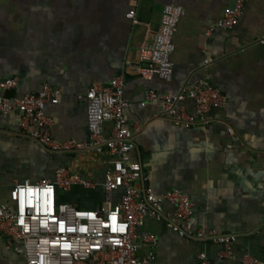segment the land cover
Masks as SVG:
<instances>
[{
    "label": "crops",
    "instance_id": "crops-1",
    "mask_svg": "<svg viewBox=\"0 0 264 264\" xmlns=\"http://www.w3.org/2000/svg\"><path fill=\"white\" fill-rule=\"evenodd\" d=\"M234 2L0 0V80L17 79L4 94L21 97L45 83L59 88L57 103L44 109L51 137L87 143L86 105L76 95L91 83L108 84L123 71L124 116L135 142L129 158L140 162L146 176L134 185L149 186L156 194L181 190L192 202L196 226L235 235L229 257L221 244L179 236L163 219L146 218L141 229L157 237V264H198L201 252L214 264H246L244 255L264 261V43L259 42L264 39V0H247L234 27L206 35ZM168 3L184 9L173 37V75L168 82L146 79L137 72L139 50L152 42ZM131 9L134 21L126 17ZM197 78H206L227 97L209 113L207 124L174 125L162 115L158 99L140 106L149 88L176 93ZM184 106L193 112L191 100ZM19 117L15 111L0 115V203L8 200L16 181L53 178L58 167L96 183L94 188L74 185L60 199L87 208L103 202L109 155L93 147L52 151L19 127ZM111 129L112 123L105 122L103 136ZM122 192H114L112 201ZM165 210L172 207L165 204ZM0 264H25L21 244L2 233Z\"/></svg>",
    "mask_w": 264,
    "mask_h": 264
},
{
    "label": "built area",
    "instance_id": "built-area-1",
    "mask_svg": "<svg viewBox=\"0 0 264 264\" xmlns=\"http://www.w3.org/2000/svg\"><path fill=\"white\" fill-rule=\"evenodd\" d=\"M247 0H235L225 8L223 16L206 30L210 35L217 29L234 27ZM184 14L181 5L168 3L162 8L160 25L152 42L139 50L137 72L143 78L156 76L170 81L173 75L171 55L180 18ZM126 17L134 21L135 10ZM264 43V39L259 40ZM211 59L205 60V63ZM16 77L0 80V115L12 111L19 113V127L27 130L38 143L52 151L95 148L98 153L109 155L101 183L105 198L91 208L80 207L60 199L72 186L94 188L96 183L88 177L71 173L66 167H58L53 178L37 181H16L9 190L8 200L0 203V233L10 241L21 244L25 264H157L155 249L157 237L142 230L146 218L163 219L168 229L179 236L218 243L224 255L232 257L235 235L223 233L214 227H198L193 216L192 202L187 193L174 189L156 194L151 187L137 188L134 182L146 176L140 162L131 161L129 153L135 148L133 130L127 125L124 111L128 102L124 97L125 74L115 75L108 84L91 83L77 99L86 105L89 131L87 143L74 140L57 141L51 137L50 118L45 106L57 103L59 88L47 83L38 91L21 97H8L6 89L15 87ZM161 101V113L176 126L190 128L207 124L209 113L225 104L226 95L206 78L189 81L176 93H159L149 88L140 106L147 101ZM191 100L193 112L185 109L184 102ZM112 123L111 133L103 136V124ZM134 130H138L135 127ZM232 133V129H228ZM122 189L118 201H112L114 192ZM165 204L172 207L166 212ZM143 250V253L140 251ZM241 261L246 264H264L249 255ZM198 264H214L201 252Z\"/></svg>",
    "mask_w": 264,
    "mask_h": 264
},
{
    "label": "rangeland",
    "instance_id": "rangeland-1",
    "mask_svg": "<svg viewBox=\"0 0 264 264\" xmlns=\"http://www.w3.org/2000/svg\"><path fill=\"white\" fill-rule=\"evenodd\" d=\"M62 200V199H61ZM62 201H64V200H62Z\"/></svg>",
    "mask_w": 264,
    "mask_h": 264
}]
</instances>
